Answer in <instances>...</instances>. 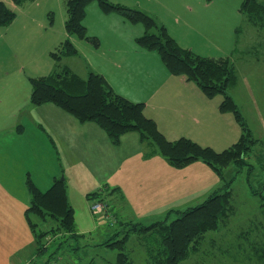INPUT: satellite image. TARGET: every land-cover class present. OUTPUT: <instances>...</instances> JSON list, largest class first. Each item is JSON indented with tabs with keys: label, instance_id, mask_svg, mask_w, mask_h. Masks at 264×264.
Wrapping results in <instances>:
<instances>
[{
	"label": "rangeland",
	"instance_id": "rangeland-1",
	"mask_svg": "<svg viewBox=\"0 0 264 264\" xmlns=\"http://www.w3.org/2000/svg\"><path fill=\"white\" fill-rule=\"evenodd\" d=\"M30 1L33 0L27 1L19 5V7H26L27 3H30ZM38 1L39 4L36 6L37 21L35 23L37 28L33 30L32 36L33 39L37 37L40 27L42 36L36 41L38 46H40L44 40L48 39L50 41L54 39V34L60 29H66L65 23L62 25L61 19L62 17V20L65 19L66 21L67 19V14L63 11V4L68 0ZM107 1L115 3L114 0ZM140 1L147 6L150 5V16L152 15L157 19L158 17L160 19L168 18L169 20L179 22L177 28L171 27L170 33L181 38V43L193 44L197 54H203V56L215 54L212 51L217 49V47H222L223 50L227 52L231 51L234 47L231 42L233 41L235 44V40L227 36L231 29V21L234 22L235 25L233 30L235 36L237 30L239 41V44H237V52L234 56L235 61H237L235 64L236 81L234 82L235 84L233 83L234 85L230 87L229 91H227L229 94H217L210 99L214 101L222 96L223 102L227 99L226 96H231L228 99L235 102L239 111L238 113L243 118L247 130L248 135L246 136H248L251 141L250 151L243 157L245 163L241 166L240 170L234 164L224 168L226 180L230 181L234 179V184L232 183L233 193L239 197H241V195L249 196L248 193L250 188L247 186L246 181L248 179L253 182L255 188L261 189V187H263L262 182L264 181V27H259L257 23L255 24L254 21L250 20L248 17H244L243 23L241 24L242 17L240 11L243 0H185L187 2L185 7L186 12L182 8L183 0H168L167 7L158 5L155 0ZM260 1L264 2V0ZM93 4H96L99 8V15L118 16V22L120 24L119 29L112 30L115 22L111 17L95 19V16L91 17L90 14H86L87 16L84 21L86 26L88 21L95 25L94 29L89 27L87 34L91 36L96 35L98 43L102 44V48L105 51H110L117 47L120 48L122 53L108 55L110 58L120 59L122 54L125 55L124 62L120 60L116 62L119 65H115L117 69L116 74H118L121 79L120 87H128L131 82H136L141 84L142 92H146L150 82H158L160 73L159 68L165 69L159 66L157 59L161 65L165 66V64L157 50L146 49L144 46L138 44L137 39L145 32L144 26L140 23L131 22L120 12H104L99 7L98 3L94 2ZM120 5L139 10L143 8L138 5ZM10 6H12V4H10ZM11 8L19 17V20L22 19V21L27 22V17L23 18L27 15L26 10L16 6ZM57 8L60 10H56ZM189 8H197V10L193 15L188 16L187 11ZM122 19L125 21V25L122 24ZM45 27L46 30L44 31ZM239 28L240 31L238 33ZM5 29L6 28L3 27L1 31H5ZM198 30L204 33L208 32L214 44H211L209 47L201 46L198 43L199 38L196 36ZM195 36L196 38L193 39ZM131 49H133V52H130ZM36 50V55H45L43 51L39 49ZM52 52L46 54L47 64L30 63L26 65L23 59L18 60L17 57L13 56L16 53V41L14 37L6 40L4 43L0 42V69L9 68V73L13 74L8 87L0 93V154L4 157L8 155L9 159L16 162L15 166L22 165L24 167L27 166V151L30 149H39L40 151L48 150L53 155L54 158L49 159L42 153V157L45 158L46 164L42 163L43 158H41L39 164H31L30 170H33L35 178L42 186L40 189L43 192L50 188L46 185L48 177L53 178L55 175L54 181L60 180L65 182L67 198L74 209L76 236L63 234L58 230L59 222L52 217H47L45 221L39 222L38 235L44 233L40 238L43 252L39 253L38 248L40 245L37 242V238L33 236L27 219V205L24 206L22 213H19L17 209L6 214H1L2 217H0V221L3 222V226H12L16 228L17 232L14 242L16 244V249L26 248L27 241L30 242L27 251H17L16 261L25 258L31 259L34 254V258L32 257L34 262L32 264H91L92 262H96L97 264H115L118 251L108 246H98V244H103L111 239L115 233L123 230L121 226L123 222L121 219L123 218L119 216V220L117 219L116 222L111 223L105 214L93 212L91 206L94 202L99 200L108 202L109 208L114 205V201L120 204L115 198L118 197L121 199L118 193L121 189L117 187L118 184L123 185L124 188H129L132 185L140 183V178L134 180L126 176L122 166L123 160L126 161L135 154V145H133L132 140L125 141L126 138H123L124 142L121 143L123 134L118 143H114L112 140H110V143L107 138H105L106 143L103 142L101 138L96 140L86 139L82 140L78 145H74V150H69L71 137H66L68 120L72 118L79 123L85 122L80 121L71 112L54 103L42 104L43 107L46 108V117L43 113L41 114V118L43 119L42 123L37 125V123L31 121L30 113L34 112V108H30L27 104H29V100L30 103H32L30 99L33 88L32 79L46 76L50 74L53 69H58V71L62 72L65 71V67L60 65H64L68 59H64L63 62H60L59 58L53 57V53L57 51ZM140 52L143 53V55H141ZM232 52L233 50L229 53L230 56ZM130 54H132V57H130ZM67 64L70 65V62H67ZM59 67H61V69ZM69 68L67 67L72 74L83 78L80 76V74L84 72L81 60L80 63L74 65V69ZM85 73L88 77L91 73L96 72L87 67ZM160 74L164 79L167 78L169 74L175 78L183 77L173 75L169 70L167 71V69ZM185 80L188 82L186 78ZM198 88L201 90L199 86ZM184 90H186L188 95L182 93L179 95L181 99L184 96L192 94V91H189L186 87ZM188 100L189 107H186L185 103H182L177 111L170 114H163L164 110L162 109L157 110L162 128L169 132L168 137L175 138L170 140H178L187 137L203 146H211L218 152L230 148L240 140L243 134L242 129L240 131L239 128L237 129V127H235L234 132H232L231 127L227 125H212L209 120H204L203 116L196 113L197 109H200V105L191 97H188ZM150 102L154 105L155 100L153 97L150 98ZM149 109L154 108L150 106ZM205 115L210 119L223 121L220 116L214 113L206 111ZM233 117L235 118L234 114ZM200 131L202 132L201 134ZM127 133H130L128 134L129 136H140L139 132L136 130ZM39 140L43 141L42 145L39 144ZM190 165L192 164L186 166L170 165V169H173L177 179L188 182L195 187L194 189L196 191L198 189L192 178L193 174L188 175V171L190 167H192ZM208 167L211 169L218 183L217 186H223L224 182L217 172L211 166L208 165ZM146 171L147 174L150 173L148 169H146ZM116 188H118V191ZM94 193L99 194L90 196ZM157 201L164 202L158 199ZM185 206L174 208V210L184 208ZM247 206L253 212L252 216H254L255 212L253 208L255 205L247 204ZM262 208L263 211L259 217L261 216L263 220L264 206ZM158 211L157 208H154L153 210L134 212L132 221H127V223L134 221L133 223H141L148 226L165 219L168 212H160V215L155 216ZM174 218L175 215L172 216L170 220ZM39 219L40 217L38 216H32L33 221H38ZM96 227H99L97 231L95 229ZM27 230L29 234H27ZM48 232H50V234ZM210 233L213 234L212 232ZM232 235L238 236L242 242L239 233H227L226 236H229L228 244H238L237 238ZM121 236L122 235L115 237L114 240L121 239ZM127 251L136 264H144L146 259L144 248L136 238L130 240ZM194 255L195 254L191 257ZM196 255L198 256L197 258L191 259L196 260V262L192 264L200 262L201 253L199 252Z\"/></svg>",
	"mask_w": 264,
	"mask_h": 264
},
{
	"label": "trees",
	"instance_id": "trees-1",
	"mask_svg": "<svg viewBox=\"0 0 264 264\" xmlns=\"http://www.w3.org/2000/svg\"><path fill=\"white\" fill-rule=\"evenodd\" d=\"M27 1L29 0H12L16 6ZM94 2L104 12L117 11L131 22L142 24L145 32L137 39L138 44L146 49L157 50L171 74L183 76L196 83L209 98L217 94H229L227 91L236 81L237 61L234 56L237 45L231 56L223 60L200 56L178 45L167 29L146 12L107 0H69L65 22L68 35L98 44L96 38L88 36L84 25L87 8ZM263 3L260 0H243V19L248 17L259 27H264ZM16 17L15 11L0 1V28L10 26ZM239 31L240 28L238 33ZM73 56H77V50L70 39L65 40L61 48L53 53V57L60 60ZM32 86L33 105L54 103L82 122H96L114 143L120 141L121 135L136 130L141 134L147 157L159 154L174 166L202 161L211 166L224 182L221 188L212 192L200 204L171 210L165 219L151 225L122 222L123 230L115 233L103 244H98L118 251L115 264H136L127 253L132 238H136L144 248V264H192L196 260L191 259L197 258L196 254L199 252L201 258L196 264H264V219L259 217L264 206V181L263 187L259 189L254 187L250 179L246 180L250 188L249 196L239 197L232 190L234 179L227 181L224 175V168L231 164L240 170L245 163L243 157L251 148L243 118L238 113L235 102L228 99L230 95L221 103L220 110L235 115L243 134L236 144L218 152L189 138L168 140L156 123L145 116L143 103H133L116 94L102 75L91 73L83 79L68 69L63 72L57 70L48 76L33 78ZM27 189L31 202L26 215L32 233L40 245L39 253L43 252L40 238L44 235H38L39 222L45 221L47 217L59 222L58 230L63 234L76 236L74 209L68 201L65 182L56 180L48 191L41 192L28 178ZM247 204L255 205L254 216ZM174 215L175 218L170 220ZM32 216L40 219L33 221ZM227 233H239L242 242L238 236L232 235L237 238L238 244H228ZM120 235L121 239L114 240ZM193 254L195 255L191 257Z\"/></svg>",
	"mask_w": 264,
	"mask_h": 264
},
{
	"label": "crops",
	"instance_id": "crops-1",
	"mask_svg": "<svg viewBox=\"0 0 264 264\" xmlns=\"http://www.w3.org/2000/svg\"><path fill=\"white\" fill-rule=\"evenodd\" d=\"M0 1L5 2L9 7L16 6L13 4L12 0H0ZM155 1L160 6L163 7L168 6V0H155ZM67 2L63 4V11H65L66 14H67ZM114 2L129 6L130 5L142 6L143 8H141L142 9L141 11L143 12L146 11V13L149 14L150 5L147 6L140 0H114ZM10 4H12V6H10ZM37 4H39V1L33 0L30 1V3H27L26 7L16 6L18 8L27 11V15L23 17V18L27 17V22L22 21V19L19 20L18 19L19 17L17 16L14 22L10 26L5 27L6 28L5 31H1L0 28V42L4 43L6 40H9L14 37L16 41V53L13 56L17 57L18 60L23 59L26 65H29L30 63L32 64L38 63L41 65L47 64L46 54H50L52 51L53 52L58 51V49L61 48L62 43L65 42V40L70 39L77 50V56H73L74 58L63 57L60 60V62H63L64 59H68V60L65 62L64 65L61 64L60 66H64L65 69H67V67L69 68L70 66L71 69L72 68L74 69V65L76 63H80L81 60V62L83 63L84 72L80 74V76L86 78L87 74L85 73V69L89 67L90 69L94 70L96 73L102 75L116 94L126 98L127 100L133 103H143V105H145L144 108L145 116L147 118L152 119L156 123L160 132L163 133V135L168 140L175 138L168 137L169 132L164 128H162L161 120L158 117L157 110L162 109L164 110L163 114H170L177 111L182 103H185L186 107H189L188 97H191L196 103L200 105V109H197L196 113L203 116L204 120H209V122L212 125H217V124L221 126L227 125L228 127H231L232 132H234L235 127H237V129L239 128V130L241 131V128L239 124H237L238 122H236L237 120H235L233 114L221 112L220 104L223 99L222 96L213 101L210 98H208L198 88V85L196 83L195 85L194 82L193 83L189 81L187 82L183 77L175 78L169 74L168 77L164 79L160 73H163L164 70L167 69V67L161 65L158 59H157V63L159 64V66L164 67L165 69L159 68L160 73H159L158 82H150L149 88L146 90V92H142L141 84H138L136 82H131V84L128 87H124V86L120 87L121 79L120 76L116 74L117 69L115 68V65H119L116 62L120 60H123L124 62L125 55L122 54L121 55L122 57L120 59H113L108 56L114 53H118V54L122 53L119 47L115 49H111L110 51H105L102 48L101 43L100 44L98 43L96 45L89 40L80 39L79 37L74 35H68L66 29L64 30L60 29L57 33L54 34V39H51L50 41L48 39L44 40L43 43L40 46H38L36 41L37 39H39V37L42 36V33L40 32V27L38 30L37 37L33 39L32 36L33 30L37 28V25L35 24L37 21V17H36ZM186 5L187 2L183 0L182 8L184 11L186 10L185 8ZM56 10H60V9L57 8ZM196 10L197 8L194 9L189 8V10L187 11L188 16L193 15V13ZM88 14H90L91 17L95 16V19L97 18L103 19L106 17H111L115 22L112 30L119 29L120 23L118 22V16L99 15L100 14L99 8L97 7L96 4L92 3L87 8V15ZM241 17H242V22H241L242 24L243 23L242 13H241ZM62 19H61V23L62 25H64L66 21L65 19L64 20ZM154 19L160 25H163L167 29L168 33H170L171 31V27L177 28V25H179V22L175 20L173 21L169 20L168 18L160 19L158 17L157 19L156 17H154ZM231 23H230L231 32L229 30L227 37L234 38L235 44L233 41L231 42L232 45H234L231 51L232 50L234 51L237 45L238 36H237V30H236V36L233 30V27L235 25L234 22L231 21ZM122 24L123 25L126 24L123 19H122ZM84 25L87 31L89 30V27L91 29L95 28L94 23L90 21H88L87 26L85 22ZM45 30L46 27L44 28V31ZM169 35L182 48H188L195 51L193 44L191 43L186 44L185 42L181 43L180 40L181 38L175 36L172 33H170ZM88 36L94 38L97 37L96 35L94 36L88 35ZM196 36H198L199 38L198 43L201 46L209 47L211 44H214L213 43L214 41L211 40L212 37L208 32L204 33L201 30H198ZM196 36L193 37V39L196 38ZM36 49L43 51V54L45 53V55L44 56L36 55L37 54ZM131 51L133 52V49H131L130 52ZM212 52H214L215 54L204 55V56L203 54H198V55L203 57L207 56V58H211V59H224L228 57L230 53L224 51L222 47L219 48L217 47V49H215ZM141 55H143V53H141ZM130 57H132V54H130ZM256 59L259 60L258 58ZM67 62H70V65L67 64ZM59 68L61 69V67ZM57 70L58 69H53V71L50 72V74ZM9 72H10L9 68L0 69V93L3 92L8 87L9 82L11 80V76H13V74H10ZM40 77H45V76H40ZM185 87L189 91H192V94L189 96L183 95L184 97H182L181 99L179 95H181L182 93L187 94L186 90H184ZM151 97H153V99L155 100L154 105L151 104L150 102ZM167 97L169 98L166 99ZM26 100H27V95H26ZM27 105L30 108H34V112L30 113L31 121L37 123V125L39 123H42L43 119L41 118V114L43 113L46 117V108L43 107V105L34 106L32 105V103H30V100H29V104ZM150 106H152L154 109H149ZM206 111L220 116L223 119V121L208 118L205 115ZM66 133H67L66 137L69 136L71 137L69 143V150H74V145H78L82 140H86V139L96 140L98 138L99 139L101 138V140H103V142L106 143L105 138H107L108 142L111 143L110 141L111 138L108 135V133L94 122L79 123L75 119L71 118L67 122ZM201 133L202 132L200 131V134ZM128 134L130 133H126L122 136L121 143L124 142L123 138H126L125 141L132 140L133 145H135V154L133 155L132 158H128L126 161L123 160L122 166L126 176L134 180L140 178V183L136 185H132L129 188L128 187L124 188L123 185L118 184L117 187H119L122 191L119 192L117 190L118 193L120 194L121 199H119L118 197L115 198L118 202H120V204H118L117 202L115 203L114 201V205L110 207V213L112 214V216L115 218L116 221L117 219L118 220L120 219L119 216H122L123 219L121 220H123V222L132 221L134 212L153 210L154 208H157L159 210L155 214V216H158L160 215V212H166V211L169 212L177 207H182L185 205L187 206H185L184 208L189 206H195L203 202L216 189L222 187V186L221 187L217 186L218 183L214 175L212 174L211 169L208 167V165L202 161H197L192 163V165H190L192 167H190L188 171V175L193 174L192 178L194 180L196 188L198 189L195 191L194 186L190 185L188 182L177 179V176L174 173L173 169H170L171 164L167 162L165 158H163L161 155L156 154L149 157L145 155L146 150L142 142L140 132H139L140 136L139 135L129 136ZM170 141H176V140H170ZM39 144L42 145L43 141L39 140ZM42 153L44 154L45 157L47 156L49 159L54 158L53 155L48 150L40 151L39 149H30L27 151V166L25 167L22 165L15 166L16 162L9 159L8 155H5L4 157L2 154H0V217H2L1 214H6L8 212L15 211L17 209L19 210V213L20 212L22 213V210L25 205H27L26 210L29 208L31 197L27 189L28 178L36 185V187L41 192H43L40 189V187L42 186L38 183L37 179L35 178V174L33 170H30L31 164L40 163L41 158H43ZM42 163L46 164L45 158H43ZM124 164H125V168H124ZM146 169L150 171L149 174H147ZM55 177L56 176L54 175L53 178L52 177L47 178L46 185L48 187L51 188L54 185ZM157 199L162 200L164 202H159L157 201ZM95 229L97 231L99 227H96ZM16 232L17 230L15 227L3 226V222L0 221V264H32L34 262V259H32V257L35 256L34 254L32 255L31 259L25 258L16 261L17 251L19 252L27 251V247L30 244V242L27 241L26 248L16 249V244L14 243L16 239ZM27 234H29L28 230H27Z\"/></svg>",
	"mask_w": 264,
	"mask_h": 264
},
{
	"label": "built area",
	"instance_id": "built-area-1",
	"mask_svg": "<svg viewBox=\"0 0 264 264\" xmlns=\"http://www.w3.org/2000/svg\"><path fill=\"white\" fill-rule=\"evenodd\" d=\"M91 209L93 212H99L106 215L111 223L116 222L115 218L110 213L109 203L104 200L96 201L92 204Z\"/></svg>",
	"mask_w": 264,
	"mask_h": 264
}]
</instances>
